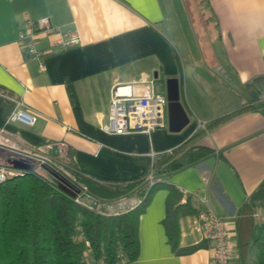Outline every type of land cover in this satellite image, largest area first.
Returning a JSON list of instances; mask_svg holds the SVG:
<instances>
[{
	"label": "crops",
	"instance_id": "0c3cea01",
	"mask_svg": "<svg viewBox=\"0 0 264 264\" xmlns=\"http://www.w3.org/2000/svg\"><path fill=\"white\" fill-rule=\"evenodd\" d=\"M203 3L212 26L196 17L192 0H0L5 148L35 150L100 182H131L150 170L155 155L241 109L196 141L212 150L208 155L166 178L194 209L178 219L179 246H202L172 250L163 225L168 189L161 187L139 216L138 255L124 264H210V244L197 217L209 209L230 226V264H237V211L264 181V0ZM43 16L50 29L36 43L45 52L41 69L18 32L26 17ZM62 33L78 43L60 49L54 42ZM169 77L178 78L188 117L180 129L168 128L167 106L166 125L150 132L109 134L100 128L113 85L135 83L138 92L166 94ZM15 100L37 114L33 125L7 120ZM86 199L104 213L126 211L136 202L134 195Z\"/></svg>",
	"mask_w": 264,
	"mask_h": 264
},
{
	"label": "trees",
	"instance_id": "16d2710c",
	"mask_svg": "<svg viewBox=\"0 0 264 264\" xmlns=\"http://www.w3.org/2000/svg\"><path fill=\"white\" fill-rule=\"evenodd\" d=\"M240 110L213 120L180 146L155 155L150 170L135 181L100 182L67 166L72 179L51 168H45L49 178L37 174L34 167L21 169L0 184V264L131 262L139 251V216L154 191L161 187L168 189L163 225L172 250L180 254L198 249L202 244L179 246L178 219L194 209L187 200L181 201L182 191L166 178L208 155L212 150L196 141ZM56 177L76 195L61 188ZM128 195H134L136 202L119 213L100 212L79 200L87 197L115 200ZM259 201L264 202V181L237 211L234 227L237 264H264V215L256 218L253 211ZM86 254L93 263L86 260Z\"/></svg>",
	"mask_w": 264,
	"mask_h": 264
},
{
	"label": "built area",
	"instance_id": "2783aa9c",
	"mask_svg": "<svg viewBox=\"0 0 264 264\" xmlns=\"http://www.w3.org/2000/svg\"><path fill=\"white\" fill-rule=\"evenodd\" d=\"M49 18L43 16L37 19L26 17L19 26L18 40L22 43L27 53L39 61L41 69L44 68L40 56L45 53L36 48L40 32L49 30ZM78 43V38L68 33L59 34L54 44L60 49ZM135 83L115 84L110 91L108 113L106 120L100 128L109 134H125L129 132H150L166 125L167 96L164 92L149 90L136 91ZM37 114L27 108L24 103L15 100L13 109L7 120L18 121L26 125H33ZM0 147H3L0 144ZM17 153L28 159L38 161L37 165L45 170L51 168L58 174H63L72 179L73 175L65 167L56 166L42 153L35 150H18ZM34 166V167H35ZM21 169L0 160V184L19 174ZM148 179H152L149 174ZM202 235L210 244V264H230V226L214 213L211 209L200 211L197 215Z\"/></svg>",
	"mask_w": 264,
	"mask_h": 264
},
{
	"label": "water",
	"instance_id": "95a60500",
	"mask_svg": "<svg viewBox=\"0 0 264 264\" xmlns=\"http://www.w3.org/2000/svg\"><path fill=\"white\" fill-rule=\"evenodd\" d=\"M165 92L168 99V128L175 131L180 129L188 120L187 114L179 100V83L177 77H169L165 80ZM0 160L12 165L14 168L24 170H30L38 163L35 159H28L16 151L5 147H0ZM56 180L61 188L73 196L76 195V192L70 190L65 184H63V181L60 178L56 177Z\"/></svg>",
	"mask_w": 264,
	"mask_h": 264
},
{
	"label": "rangeland",
	"instance_id": "374dc122",
	"mask_svg": "<svg viewBox=\"0 0 264 264\" xmlns=\"http://www.w3.org/2000/svg\"><path fill=\"white\" fill-rule=\"evenodd\" d=\"M189 1H191V0H189ZM192 1H193L194 6H195V15H196V17L197 18L199 17V19L204 21L206 26H208V22L207 21H209L210 19L209 20H206V19L209 18V13H208L207 8L202 6V4H204L203 0H192ZM209 24L212 26V21H209ZM164 88L165 87L163 86V89ZM34 170L37 172V174H39V175H41L43 177L49 178L48 172L46 170H44L43 168H41L40 166H35ZM79 200L81 202L87 204L89 207L100 211L95 206H93L92 203L90 201H88L86 198H84V199L80 198ZM253 211H254V214H255L254 216L256 218H260L262 215H264V202H262V201L256 202V204H255V206L253 208ZM100 212H103V211H100ZM85 258L90 259L88 255H86Z\"/></svg>",
	"mask_w": 264,
	"mask_h": 264
}]
</instances>
